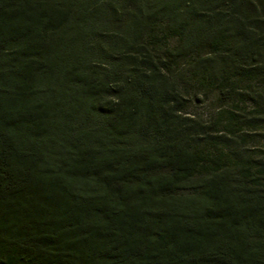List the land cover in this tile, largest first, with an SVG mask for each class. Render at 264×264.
Returning a JSON list of instances; mask_svg holds the SVG:
<instances>
[{"label": "trees", "instance_id": "trees-1", "mask_svg": "<svg viewBox=\"0 0 264 264\" xmlns=\"http://www.w3.org/2000/svg\"><path fill=\"white\" fill-rule=\"evenodd\" d=\"M263 1L0 0V264H264Z\"/></svg>", "mask_w": 264, "mask_h": 264}, {"label": "rangeland", "instance_id": "rangeland-1", "mask_svg": "<svg viewBox=\"0 0 264 264\" xmlns=\"http://www.w3.org/2000/svg\"><path fill=\"white\" fill-rule=\"evenodd\" d=\"M261 15L264 17V1L260 2ZM264 20V19H263ZM71 35L62 36L59 39L54 41L52 44L51 50L53 52L59 53L60 55L64 52H67V63L72 62L74 57L78 55V47L74 44V40ZM59 60L55 57H51L48 65L53 69V72L50 75L55 78L57 74H60V71L64 66L68 64H59ZM62 87L46 86L43 89L45 98H56L61 95ZM217 105L214 103V96L207 95L205 93L199 92L196 97L191 98V102L188 105L187 111L184 112L183 116L192 120L199 122H206L211 117H214L216 114ZM52 150L55 152L57 149L54 147ZM49 158V157H47Z\"/></svg>", "mask_w": 264, "mask_h": 264}]
</instances>
